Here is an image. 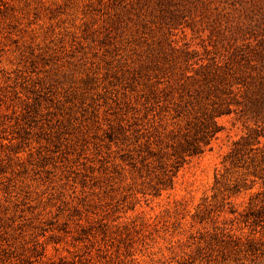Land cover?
<instances>
[{"label": "rangeland", "instance_id": "obj_1", "mask_svg": "<svg viewBox=\"0 0 264 264\" xmlns=\"http://www.w3.org/2000/svg\"><path fill=\"white\" fill-rule=\"evenodd\" d=\"M0 264H264V0H0Z\"/></svg>", "mask_w": 264, "mask_h": 264}, {"label": "trees", "instance_id": "obj_2", "mask_svg": "<svg viewBox=\"0 0 264 264\" xmlns=\"http://www.w3.org/2000/svg\"><path fill=\"white\" fill-rule=\"evenodd\" d=\"M216 130H217V128L214 125V123H213V125L210 124V125H208L206 127L207 133H209V135H211V136L216 132ZM187 150H189V154H197V153L202 152L203 151V148H201L199 145H194L192 147H188Z\"/></svg>", "mask_w": 264, "mask_h": 264}]
</instances>
